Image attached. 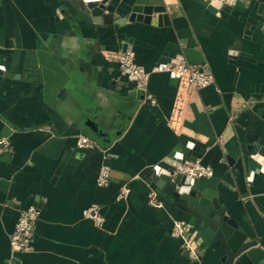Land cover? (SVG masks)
<instances>
[{
	"label": "crops",
	"instance_id": "0c3cea01",
	"mask_svg": "<svg viewBox=\"0 0 264 264\" xmlns=\"http://www.w3.org/2000/svg\"><path fill=\"white\" fill-rule=\"evenodd\" d=\"M100 2L115 12L111 23L85 0H0V142H9L0 150V264L19 211L31 205L40 218L19 264H223L216 230L165 197L163 208L151 205L154 189L141 176L190 144L200 156L184 157L214 169L196 186L214 190L257 241L233 264H264V165L243 148L264 145V0L216 9L204 0ZM151 5L165 7L168 23L129 19ZM126 49L148 70L187 59L215 83L196 90L153 72L156 104L146 103L119 68ZM79 135L94 146L63 160ZM104 163L109 186L97 183ZM123 185L130 192L119 198ZM93 204L101 223L84 216ZM175 220L197 231L199 259L173 236Z\"/></svg>",
	"mask_w": 264,
	"mask_h": 264
},
{
	"label": "built area",
	"instance_id": "2783aa9c",
	"mask_svg": "<svg viewBox=\"0 0 264 264\" xmlns=\"http://www.w3.org/2000/svg\"><path fill=\"white\" fill-rule=\"evenodd\" d=\"M208 4L214 1H219L221 5L234 7L241 0H204ZM119 68L124 75H127L135 82V87L144 95V101L149 104H156V99L149 93V80L153 72L167 73L171 78L179 81L180 84L186 85L188 88L199 90L215 83L214 74L205 67H200L190 63L187 59L179 61L160 62L152 70L146 69L138 64L135 60L133 50H122L117 57ZM77 142L80 147L87 149L94 146V140L87 135H79ZM9 146L7 139L0 142V150H5ZM174 174L181 172L192 176L196 179L211 177L214 175V169L211 165L204 164L198 159H190L183 157L174 164ZM111 182V167L104 163L100 167L97 183L101 186H109ZM130 189L123 185L121 187L119 198H126ZM149 202L151 205L159 208L165 206L164 199L153 190L150 194ZM84 216L93 219L97 223L104 220L100 213L99 206L93 204L84 210ZM40 218V208L36 205H31L28 208L19 211L18 219L15 224V229L10 236L11 253L6 264H19L18 255L32 249V243L36 233L37 222ZM173 236L183 240V246L189 253L192 259H199L202 247L197 236V231L185 220H175Z\"/></svg>",
	"mask_w": 264,
	"mask_h": 264
},
{
	"label": "water",
	"instance_id": "95a60500",
	"mask_svg": "<svg viewBox=\"0 0 264 264\" xmlns=\"http://www.w3.org/2000/svg\"><path fill=\"white\" fill-rule=\"evenodd\" d=\"M90 9L99 6L103 9L102 17L105 23H111L115 19L114 11H107V6L100 0H85ZM221 3L214 1L211 8H219ZM154 13H160L154 17ZM124 19L127 21L128 17ZM130 20H143L153 24L168 23V15L165 13V7L160 6H135L129 16ZM95 131L100 133L97 127ZM102 135V134H101ZM245 151L254 153V157L262 165H264V145L259 143L243 144ZM88 151L85 147H76L68 149L63 157L67 159L70 155L81 157ZM197 157L200 154L191 150L189 146H177L169 155V159L155 167H148L141 172V176L145 178L150 187L154 189L160 196L167 198L173 205L185 210L201 220L207 222L214 230H216L220 244L225 250L224 256L221 258L223 264H233L234 259L244 250L252 245L257 244L256 240H248V236L237 225L233 218L229 217L225 211V205L220 204L217 199L216 192L212 189L202 190L195 184V179L190 176L178 172L174 174L175 161L184 157V155Z\"/></svg>",
	"mask_w": 264,
	"mask_h": 264
}]
</instances>
